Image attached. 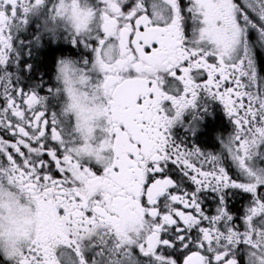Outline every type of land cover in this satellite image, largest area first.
Masks as SVG:
<instances>
[{
    "label": "snow or ice",
    "instance_id": "1",
    "mask_svg": "<svg viewBox=\"0 0 264 264\" xmlns=\"http://www.w3.org/2000/svg\"><path fill=\"white\" fill-rule=\"evenodd\" d=\"M43 34L84 54L58 59L41 95L19 58ZM256 45L264 0H0V264H264ZM207 98L234 123L219 154L170 136Z\"/></svg>",
    "mask_w": 264,
    "mask_h": 264
},
{
    "label": "flooded vegetation",
    "instance_id": "2",
    "mask_svg": "<svg viewBox=\"0 0 264 264\" xmlns=\"http://www.w3.org/2000/svg\"><path fill=\"white\" fill-rule=\"evenodd\" d=\"M241 3V0H236ZM182 4L187 6L188 0H182ZM40 21L33 19L28 25L26 31L19 33V40L28 45L34 39V34L39 32ZM248 40L255 45L258 40V35L255 30L248 32ZM48 51H54L55 55L50 65H45V55ZM84 52L77 48L73 43H70L67 38L60 34L51 36L43 34L39 44L26 47L23 54L19 58L20 64V83L21 86L27 89L34 82L42 81L45 88L41 91V95L46 94L47 87H51L54 83L56 61L61 58L78 59ZM253 62L256 72L260 78H264V48L256 45L253 48ZM31 66V71L27 66ZM186 111L181 119L175 123L170 129V136L182 147L188 150L199 149L206 153L219 154L224 151L222 140L227 138L234 132V123L228 116L223 104L219 100L207 98V111L200 112L195 124L194 131L190 125L193 124V112ZM234 172L235 169H232ZM248 197L244 193L237 192L231 194L228 198V206L234 216H241ZM205 210L209 213L214 212L215 201L211 197H207L204 201ZM239 224L240 221L237 220ZM241 251L238 259L239 264H245L246 256Z\"/></svg>",
    "mask_w": 264,
    "mask_h": 264
},
{
    "label": "trees",
    "instance_id": "3",
    "mask_svg": "<svg viewBox=\"0 0 264 264\" xmlns=\"http://www.w3.org/2000/svg\"><path fill=\"white\" fill-rule=\"evenodd\" d=\"M55 52L54 51H48L45 55V65H50L53 58H54Z\"/></svg>",
    "mask_w": 264,
    "mask_h": 264
},
{
    "label": "rangeland",
    "instance_id": "4",
    "mask_svg": "<svg viewBox=\"0 0 264 264\" xmlns=\"http://www.w3.org/2000/svg\"><path fill=\"white\" fill-rule=\"evenodd\" d=\"M243 255H245V254H243ZM245 264H246V259H245Z\"/></svg>",
    "mask_w": 264,
    "mask_h": 264
}]
</instances>
